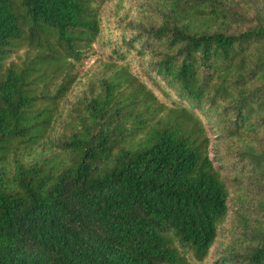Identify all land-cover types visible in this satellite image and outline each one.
I'll list each match as a JSON object with an SVG mask.
<instances>
[{"label":"trees","instance_id":"16d2710c","mask_svg":"<svg viewBox=\"0 0 264 264\" xmlns=\"http://www.w3.org/2000/svg\"><path fill=\"white\" fill-rule=\"evenodd\" d=\"M105 1L0 0V264H264V0H156L59 151L22 161Z\"/></svg>","mask_w":264,"mask_h":264},{"label":"rangeland","instance_id":"374dc122","mask_svg":"<svg viewBox=\"0 0 264 264\" xmlns=\"http://www.w3.org/2000/svg\"><path fill=\"white\" fill-rule=\"evenodd\" d=\"M156 0H107L100 8L99 19L101 30L98 38L92 46V51L79 66L78 74L66 96L61 100L59 112L55 115L54 122L49 135L37 148L29 153L21 154L24 162H30L39 156L51 155L58 152L56 139L71 130L70 115L82 113V98L86 97L89 86L92 82L104 74L109 57V46L105 44L114 43L120 40L123 35H129L132 26L146 25L149 22H156L157 14L154 7ZM105 43V44H104ZM22 54V53H21ZM18 53H13L10 58L16 60ZM147 57V56H146ZM146 57L133 56L129 60L130 70L142 73L146 66ZM147 79V77H145ZM213 151V149L211 150ZM13 167L12 165L10 166ZM228 218L224 223H227ZM219 248V242L215 241L210 248L207 261L211 262Z\"/></svg>","mask_w":264,"mask_h":264}]
</instances>
